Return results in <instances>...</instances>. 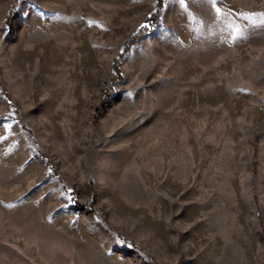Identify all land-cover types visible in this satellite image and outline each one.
Wrapping results in <instances>:
<instances>
[{
    "label": "rangeland",
    "instance_id": "1",
    "mask_svg": "<svg viewBox=\"0 0 264 264\" xmlns=\"http://www.w3.org/2000/svg\"><path fill=\"white\" fill-rule=\"evenodd\" d=\"M155 2L0 0V264H264V0H163L117 78Z\"/></svg>",
    "mask_w": 264,
    "mask_h": 264
},
{
    "label": "trees",
    "instance_id": "2",
    "mask_svg": "<svg viewBox=\"0 0 264 264\" xmlns=\"http://www.w3.org/2000/svg\"><path fill=\"white\" fill-rule=\"evenodd\" d=\"M162 1L163 0H156L154 10L143 20L141 26L137 29V31L124 44L121 53H119V55L116 58L117 60H115V62H114V72H115L117 78L120 77V71L118 68V59L130 47L131 44H133L138 38L144 36L145 34H148L153 29V27L156 25L157 21L159 20L160 15H161ZM12 5L13 6L15 5V1H13ZM0 119H1V117H0ZM45 161H46V159H45ZM74 204L77 207H81V208L85 207L77 201H74Z\"/></svg>",
    "mask_w": 264,
    "mask_h": 264
},
{
    "label": "snow or ice",
    "instance_id": "3",
    "mask_svg": "<svg viewBox=\"0 0 264 264\" xmlns=\"http://www.w3.org/2000/svg\"><path fill=\"white\" fill-rule=\"evenodd\" d=\"M212 2L214 3V2H215V0H212ZM217 11H219V9H217Z\"/></svg>",
    "mask_w": 264,
    "mask_h": 264
}]
</instances>
